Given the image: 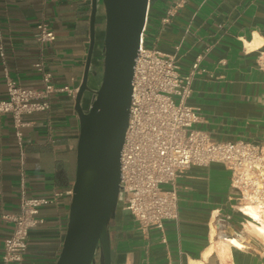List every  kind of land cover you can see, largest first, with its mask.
<instances>
[{"label":"crops","instance_id":"0c3cea01","mask_svg":"<svg viewBox=\"0 0 264 264\" xmlns=\"http://www.w3.org/2000/svg\"><path fill=\"white\" fill-rule=\"evenodd\" d=\"M170 9L169 20L162 17ZM98 4L97 42L104 29ZM90 0H0V97L5 75L23 86L40 88L41 62L55 87L77 89L89 43ZM53 30L52 42L38 39L37 23ZM149 46L174 53L187 73L198 59L186 103L199 115L193 127L218 141L244 139L264 146V0H149ZM101 72L95 48L92 83ZM90 98L85 95L84 105ZM74 95L50 94L47 111L26 114L15 133L12 117L0 115V259L12 230L19 181L28 195L53 201L41 207L42 223L32 228L22 264H55L64 239L75 178L79 122ZM178 218L163 230L140 229L121 210L110 221L111 264H264V239L237 211L229 171L218 162L191 165L175 179Z\"/></svg>","mask_w":264,"mask_h":264},{"label":"built area","instance_id":"2783aa9c","mask_svg":"<svg viewBox=\"0 0 264 264\" xmlns=\"http://www.w3.org/2000/svg\"><path fill=\"white\" fill-rule=\"evenodd\" d=\"M171 14L168 9L162 22H167ZM36 27L41 42L55 39L45 22L37 23ZM145 40L146 20L134 63L128 124L120 152L123 210L140 229L163 230L166 220L178 218L174 187L178 174L191 165L218 162L229 171L237 211L248 223L249 215L239 206L251 204L257 212L253 222L264 226V146L244 139L218 141L193 127L199 115L186 100L192 91L198 59L190 71L182 73L174 53L149 46ZM4 55L0 43V58L4 59ZM260 59L259 66L264 71V53ZM34 66L41 73L40 88L23 86L6 74L5 96L0 97V115L12 117L18 137L23 116L47 111L52 92L66 90L75 96L77 90L55 87L42 63ZM25 181L21 175L17 211L10 216L13 227L3 241L0 264H22L29 232L43 221L37 214L41 207L53 201L46 196L28 195ZM259 235L264 237L262 232Z\"/></svg>","mask_w":264,"mask_h":264},{"label":"water","instance_id":"95a60500","mask_svg":"<svg viewBox=\"0 0 264 264\" xmlns=\"http://www.w3.org/2000/svg\"><path fill=\"white\" fill-rule=\"evenodd\" d=\"M149 0H90L89 43L74 96L79 122L75 178L64 239L55 264H111L110 221L123 203L120 152L132 93L131 79ZM98 4L104 29L97 42ZM100 48L101 72L90 67ZM90 98L84 105L85 95Z\"/></svg>","mask_w":264,"mask_h":264},{"label":"bare ground","instance_id":"6f19581e","mask_svg":"<svg viewBox=\"0 0 264 264\" xmlns=\"http://www.w3.org/2000/svg\"><path fill=\"white\" fill-rule=\"evenodd\" d=\"M239 207L243 210V213H245V215H249L247 225L253 230V232L258 233V234L261 232L264 233V226L255 224L252 220V217L257 216V212H256L255 208L249 203H247L245 206H239Z\"/></svg>","mask_w":264,"mask_h":264},{"label":"rangeland","instance_id":"374dc122","mask_svg":"<svg viewBox=\"0 0 264 264\" xmlns=\"http://www.w3.org/2000/svg\"><path fill=\"white\" fill-rule=\"evenodd\" d=\"M147 43H149L148 41V37H146V40H145ZM251 229V228H250ZM251 231H253L252 229H251ZM254 233V232H253ZM255 234H257V233H255ZM259 235V234H258ZM261 236V235H260ZM263 239H264V237H262Z\"/></svg>","mask_w":264,"mask_h":264}]
</instances>
